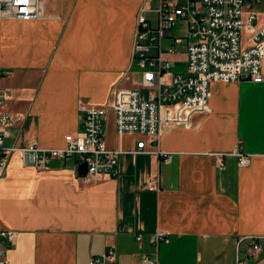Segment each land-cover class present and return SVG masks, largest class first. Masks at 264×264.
<instances>
[{"label": "crops", "instance_id": "0c3cea01", "mask_svg": "<svg viewBox=\"0 0 264 264\" xmlns=\"http://www.w3.org/2000/svg\"><path fill=\"white\" fill-rule=\"evenodd\" d=\"M156 4L41 0L39 19L0 17V91L21 117L5 146L64 148L66 137L83 129L84 105L111 103L118 89L144 96L135 78L142 80L138 14L145 9L155 23ZM164 41L152 54L170 63L179 56L181 68L173 62L171 71L186 73L192 40L174 53ZM210 93L206 114L190 126L165 127L156 143L139 133L120 136L109 109L105 142L120 151L116 177L86 181L76 157L44 169L24 166L14 151L0 176V228L18 232L10 264H90L111 247L117 264H144L145 255H157L158 264H264V247L253 251L251 244L264 236V80L216 81ZM240 150L249 165L239 164ZM159 231L167 241L155 247Z\"/></svg>", "mask_w": 264, "mask_h": 264}, {"label": "built area", "instance_id": "2783aa9c", "mask_svg": "<svg viewBox=\"0 0 264 264\" xmlns=\"http://www.w3.org/2000/svg\"><path fill=\"white\" fill-rule=\"evenodd\" d=\"M152 9V23L145 9L138 14V32L135 41V61L142 73V86L149 91L142 96L135 88L118 89L113 101L103 106L84 105L83 129L66 137L67 145L60 149H44L38 141L23 147H6L5 140L10 130L21 117L8 109L9 94L0 91V176L6 170L8 158L19 151L22 164L44 169L53 160L78 159L79 165L86 162V181H100L119 175L120 151L110 149L105 142L104 120L108 110L115 115L117 133H139L149 136L151 143L160 140L163 129L170 125L190 126L194 117L210 110L211 85L216 81L239 82L264 80V0H156ZM147 12V11H146ZM42 13L41 0H0V17L24 21L39 19ZM179 19L188 23V34L193 41L188 43L186 54L188 70L183 74L171 71L170 61L160 53L163 41L170 38V31ZM263 19L262 26L258 22ZM250 29L252 46L244 47L243 30ZM184 43L183 37H174L166 46L169 53ZM147 143H138L140 150ZM239 164L247 166L250 156L240 150ZM18 232L0 228V264H10L9 250L16 244ZM167 235L159 231L152 244L158 247L167 241ZM142 236L137 240L142 241ZM253 251L264 247V236L252 237ZM254 252H249L253 255ZM114 248L92 257L90 264H117ZM144 264H158L157 255L144 256ZM238 264H245L238 259Z\"/></svg>", "mask_w": 264, "mask_h": 264}, {"label": "rangeland", "instance_id": "374dc122", "mask_svg": "<svg viewBox=\"0 0 264 264\" xmlns=\"http://www.w3.org/2000/svg\"><path fill=\"white\" fill-rule=\"evenodd\" d=\"M155 16V15H154ZM154 16L151 15V18L154 19ZM188 23L187 21L183 20V19H179L176 23V25L171 29L170 31V35L174 38V37H183L184 38V44L186 45L188 43V41H193V39L191 37H189L188 34ZM252 31L250 29H244L243 30V36H242V43L243 46H247L250 43L251 37H252ZM169 38V39H165L164 44L167 45L168 43L172 42L173 38ZM190 38V39H189ZM170 40V42H169ZM173 62L175 63V66L177 68H181V59L179 58V56H175L174 57V61H172V65ZM136 80L137 81H141L142 84V80H141V74L136 75ZM149 94L148 90H143V95L147 96ZM113 120V116L112 114H110L108 120L106 122H104V128H105V132L107 134L108 129H109V125L111 123V121Z\"/></svg>", "mask_w": 264, "mask_h": 264}, {"label": "water", "instance_id": "95a60500", "mask_svg": "<svg viewBox=\"0 0 264 264\" xmlns=\"http://www.w3.org/2000/svg\"><path fill=\"white\" fill-rule=\"evenodd\" d=\"M87 174H88V165L86 162H84V163L80 164V166H79V175L85 177V176H87Z\"/></svg>", "mask_w": 264, "mask_h": 264}]
</instances>
